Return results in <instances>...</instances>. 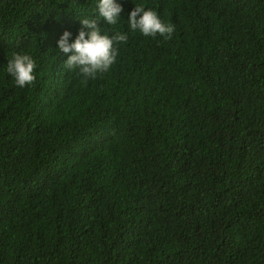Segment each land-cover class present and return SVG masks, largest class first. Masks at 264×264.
Here are the masks:
<instances>
[{"label": "trees", "instance_id": "obj_1", "mask_svg": "<svg viewBox=\"0 0 264 264\" xmlns=\"http://www.w3.org/2000/svg\"><path fill=\"white\" fill-rule=\"evenodd\" d=\"M98 3L0 0V264H264V0H116L128 44L85 80L57 42Z\"/></svg>", "mask_w": 264, "mask_h": 264}, {"label": "clouds", "instance_id": "obj_2", "mask_svg": "<svg viewBox=\"0 0 264 264\" xmlns=\"http://www.w3.org/2000/svg\"><path fill=\"white\" fill-rule=\"evenodd\" d=\"M136 3L140 6H135L129 15L130 29L134 32L139 30L145 37H156L159 34L165 39H170L175 30L174 25L163 23L157 12L145 10L142 4ZM96 7L98 17L81 19L82 27L74 41L70 42L72 34L65 31L57 42L59 52L68 56L65 61L66 67L79 69L85 80L95 79L98 73L107 72L115 63L118 51H121L129 41L127 34L120 32L114 35L102 34L98 27L100 18L108 25H115L123 11L122 6L116 3V0H99ZM126 42L124 47L117 48L118 44ZM35 67L31 55L14 54L8 61L7 72L14 78L16 85L23 88L35 81L36 77L33 74Z\"/></svg>", "mask_w": 264, "mask_h": 264}]
</instances>
